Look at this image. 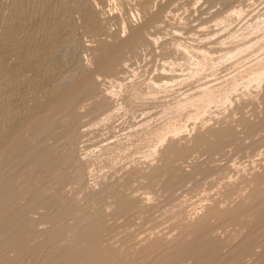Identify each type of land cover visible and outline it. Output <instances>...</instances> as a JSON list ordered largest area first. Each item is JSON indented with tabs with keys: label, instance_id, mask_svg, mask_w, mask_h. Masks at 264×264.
Here are the masks:
<instances>
[{
	"label": "rangeland",
	"instance_id": "rangeland-1",
	"mask_svg": "<svg viewBox=\"0 0 264 264\" xmlns=\"http://www.w3.org/2000/svg\"><path fill=\"white\" fill-rule=\"evenodd\" d=\"M28 1L0 0V264H264V0Z\"/></svg>",
	"mask_w": 264,
	"mask_h": 264
},
{
	"label": "bare ground",
	"instance_id": "bare-ground-1",
	"mask_svg": "<svg viewBox=\"0 0 264 264\" xmlns=\"http://www.w3.org/2000/svg\"><path fill=\"white\" fill-rule=\"evenodd\" d=\"M29 1H30V0H29ZM29 1H28V3H29ZM33 1H34V0H33ZM38 1H41V0H38ZM44 1H45V0H44ZM44 1H42V2L44 3L43 6L45 5V2H44ZM47 1H48V0H47ZM51 1H52V0H51ZM25 2H26V1H25ZM35 2H36V1H34V3H35ZM42 2H41V4H42ZM31 3H32V2H31ZM26 4H27V3H26ZM15 5H16V3H15ZM15 5H14V8H15ZM21 5H22V4H21ZM34 5H35V4H34ZM34 5H33V7H35ZM38 5H39V4H37L36 6H38ZM12 6H13V5H12ZM30 7H31V6H30ZM33 7H31L32 10H33ZM12 8H13V7H12ZM23 8H24V10H25V7H23ZM37 8H38V7H36V10H35V11H37ZM16 9H17V8H16ZM26 9H27V7H26ZM31 9H30V10H31ZM38 9H39V8H38ZM232 9H233V8H232ZM28 10H29V9H28ZM41 10H42V9H41ZM53 10H55V9H53ZM241 10H242V9H241ZM14 11H15V10H14ZM230 11H231V10H230ZM232 11H233L232 13H237V12H238V9H234V10H232ZM11 12H12V10H11ZM21 12H22V10H21ZM21 12L19 11V13H21ZM29 12H30V11H29ZM37 12H38V11H37ZM240 12H241V11H240ZM240 12H239V13H240ZM23 13H26V11H23ZM38 13H39V12H38ZM53 13H54V12H53ZM239 13H238V16H239ZM12 14H18V13H12ZM26 14H28V13H26ZM34 14H35V13H34ZM49 14H50V13H49ZM55 14H56V13H55ZM28 15H29V14H28ZM30 15H31V14H30ZM51 15H52V14H51ZM13 16H14V15H13ZM17 16H18V15H16L15 20H17ZM33 16H34V15H33ZM36 16H37V15H36ZM39 16H40V15H39ZM49 16H50V15H49ZM53 16H54V14H53ZM56 16H57V15H56ZM229 16H230V15H229ZM236 16H237V15H236ZM18 17H19L21 20H23V18H24V16H22V15H21V16H18ZM29 17H30V16H28V19H29ZM25 18H26V17H25ZM41 18H42V17H41ZM44 18H45V16H44ZM44 18H43V19H44ZM46 18H47V17H46ZM223 18H224V17H223ZM225 18H226V16H225ZM12 19H13V17H12ZM18 20H19V19H18ZM26 20H27V19H26ZM47 20H48V18H47ZM47 20H46V21H47ZM220 20H221V19H220ZM19 21H20V20H19ZM24 21H25V19H24ZM24 21H20V22H21V25H20V26L22 27V29L25 28V26H24ZM29 21H30V20H29ZM40 21H41V20H40ZM44 21H45V20H44ZM44 21H43V22H44ZM49 21L51 22V20H49ZM49 21H47V22H49ZM263 21H264V20H263ZM38 22H39V21H38ZM43 22H42V24H43ZM47 22H46V24H47V26H48V23H47ZM224 22H226V21H224ZM224 22H223V23H224ZM257 22H258V20H257ZM34 23H35V22H34ZM51 23H52V22H51ZM0 24H1V23H0ZM27 24H29V23L27 22ZM39 24H40V23H39ZM46 24H45V25H46ZM49 24H50V23H49ZM256 24H257V23H256ZM29 25H30V24H29ZM50 25H51V24H50ZM253 25H254V24H253ZM41 26H42V25H41ZM257 26H258V25H257ZM255 27H256V26H255ZM27 28H28V27H27ZM27 28H25V29H27ZM44 28H45V27H44ZM51 28H52V27H51ZM2 29H3V28H2ZM37 29H38V28H37ZM39 29H40V28H39ZM39 29H38V30H39ZM4 30H7V29L5 28ZM4 30H3V31H4ZM32 30H33V29H32ZM41 30H42V29H41ZM41 30H40V31H41ZM44 30H45V29H44ZM51 30H53V28H52ZM1 31H2V30H1ZM1 31H0V32H1ZM30 31H31V30H30ZM30 31H29V30L26 31V33H25L23 36L19 34V36H21V37H19V36L16 37V35H15L16 33L14 34L12 31H11V32H7V34H6V35H8L7 38H8V39L10 38V39H12V41H15V42H14L15 44L13 45V43H12V45H13V46H18V49H19V51L17 50V51H18V54H19V53H22V54L24 53V54H25V53H27V52H33V51L36 50V48H35V46H34V45H35L34 42H35L36 40L33 41V38H32V36H34V38H35V34H34L32 31H31V32H30ZM33 31H34V30H33ZM42 31H43V30H42ZM48 31H50V30L48 29ZM53 31H54V30H53ZM254 31H255V29H254ZM260 31H261V30H260ZM4 32H6V31H4ZM36 32H37V31H36ZM36 32H35V33H36ZM46 32H47V31H46ZM51 32H52V31H51ZM51 32H49V33H51ZM54 32H55V31H54ZM21 33H23V32H21ZM43 33L46 34L45 31H43ZM49 33H47V35H48ZM0 34H1V33H0ZM38 34H39V33H38ZM144 34H145V33H144ZM36 35H37V34H36ZM47 35H46V36H47ZM49 35H50V34H49ZM49 35H48V36H49ZM51 35H52V33H51ZM51 35H50V36H51ZM39 36H41V35L39 34ZM43 37H45V36H43ZM243 37H244V36H243ZM36 38H37V37H36ZM41 38H42V37H41ZM47 38H48V37H47ZM0 39H1V38H0ZM43 40H45V39H43ZM4 41H5V40H4ZM4 41H2V42H4ZM36 42H37V41H36ZM38 43L42 44L43 42L41 41V42H38ZM46 43H47V42H46ZM1 44H2V43H1ZM39 46H40V45H39ZM178 47H179V46H178ZM1 48H2V47H1ZM14 48H15V47H14ZM16 48H17V47H16ZM37 48H38V47H37ZM41 48H42V47H41ZM5 49H6V48H5ZM11 49H12V48H11ZM186 49H187V48H186ZM1 50H2V49H1ZM182 50H183V48H182ZM187 50H188V49H187ZM189 50H190V49H189ZM191 50H192V49H191ZM239 50H240V48H239ZM13 51H14V50H13ZM243 51H244V50H243ZM200 52H201V51H200ZM232 52H233V51H232ZM202 53H203V52H202ZM202 53H201V54H202ZM2 54H3V53H2ZM2 54H1V55H2ZM7 54H8V53H7ZM18 54H17V55H18ZM31 54H32V53H30V55H31ZM41 54H42V53H41ZM185 54H186V53H185ZM197 54H198V53H197ZM206 54H207V53H206ZM227 54H228V53H227ZM230 54H232V53H230ZM230 54H229V55H230ZM25 55H27V54H25ZM37 55H38V54H37ZM183 55H184V54H183ZM186 55H187V54H186ZM199 55H200V54H199ZM5 56H6V55H5ZM7 56H8V55H7ZM42 56H43V55H42ZM45 56H46V55H45ZM195 56H196V55H195ZM202 56H203V54H202ZM204 56H205V55H204ZM230 56H231V55H230ZM234 56H235V55H234ZM1 57H2V56H1ZM3 57H4V56H3ZM186 57H187V56H186ZM206 57H207V56H206ZM221 57H222V56H221ZM262 57H264V56H262ZM262 57H261V58H262ZM9 58H10V57H9ZM9 58H8V59H9ZM193 58H194V57H193ZM209 58H210V57H209ZM224 58H225V57H224ZM229 58H230V57H229ZM5 59H6V58H5ZM225 59H226V58H225ZM1 60H2V58H1ZM3 60H4V59H3ZM3 60L1 61V63L4 62ZM13 60H14V59H13ZM23 60H24V59H23ZM29 60H30V59H29ZM43 60H44V59H43ZM18 61H19V60H18ZM18 61H17V62H18ZM25 61H26V60H25ZM187 61H188V60H187ZM191 61H192V60H191ZM261 61H262V60H261ZM261 61H258V62L260 63ZM20 62H21V61H20ZM184 62H185V61H184ZM258 62H256V63L258 64ZM4 63H5V62H4ZM4 63H3V64H4ZM18 63H19V62H18ZM21 63H22V62H21ZM106 63H107L108 65L110 64L108 58H107V60H106ZM188 63H189V62H188ZM193 63H194V62H193ZM262 63H263V62H262ZM3 64H2V65H3ZM6 64H7V63H5L4 65H6ZM170 64H171V63H170ZM194 64H195V63H194ZM204 64H205V63H204ZM206 64H208V63H206ZM263 64H264V63H263ZM11 65H12V64H11ZM18 65H20V63H19ZM199 65H200V64H199ZM260 65H261V63H260ZM16 66H17V65H16ZM212 66H213V65H212ZM257 66H258V68H259V64H258ZM4 67H5V66H4ZM4 67H3V68H4ZM17 67H19V66H17ZM171 67H172V66H171ZM191 67H192V66H191ZM191 67H190V68H191ZM196 67H198V66H196ZM196 67H195V68H196ZM199 67H200V66H199ZM248 67H251V66H248ZM254 67H255V65H254ZM260 67H261V66H260ZM5 68H6V67H5ZM5 68H4V69H5ZM169 68H170V67H169ZM195 68H194V69H195ZM246 68H247V67H246ZM251 68H252V67H251ZM251 68H250V70H251ZM255 68H256V67H255ZM170 69H171V68H170ZM201 69H202V68H201ZM247 69H249V68H247ZM247 69H246V70H247ZM256 69H257V68H256ZM1 70H2V69H1ZM1 70H0V74L2 75L3 72L1 73ZM50 70H51V69H50ZM196 70H197V69H196ZM196 70H195V71H196ZM212 70H213V69H212ZM250 70H249V71H250ZM17 71H18V70H17ZM195 71H192V72L195 73ZM243 71H244V70H242V72H243ZM247 71H248V70H247ZM249 71H248V72H249ZM4 72H6V71H4ZM13 72H14V71H13ZM47 72H48V71H47ZM199 72H200V71H199ZM248 72H247V73L244 72V73L248 75ZM250 72H251V73H250ZM250 72H249V73L251 74V77L248 78L250 75H249L248 77H246V78L249 79V82H256V83H258L260 80H263V78H264V66L262 67V69H258V70H253V69H252ZM20 74H21V73H20ZM22 74H23V73H22ZM197 74H198V71H197ZM238 74H241V72L237 73V75H238ZM242 74H243V73H242ZM242 74H241V75H242ZM1 75H0V76H1ZM16 75H17V74H16ZM18 75H19V73H18ZM23 75H24V74H23ZM189 75H190V74H189ZM191 75H192V74H191ZM194 75H195V74H194ZM4 76H5V74H4ZM242 76H243V75H242ZM1 77H2V76H1ZM1 77H0V79H1ZM5 77H6V76H5ZM5 77H2V78H5ZM19 77H20V76H19ZM19 77H17V78H19ZM190 77H191V76H190ZM232 77H233V76H232ZM239 77H240V76H239ZM17 78H16V79H17ZM233 78H234V77H233ZM241 78H242V77H241ZM21 79L23 80V78H21ZM24 79H25V77H24ZM26 79H27V77H26ZM234 79H235V78H234ZM234 79H232V80L234 81ZM244 79H245V78L242 79V82H241L242 84H244V83H243ZM3 80H4V79H3ZM10 80H11V79H10ZM18 80H19V79H18ZM13 81H14V80H13ZM24 81H25V80H24ZM235 81H236V80H235ZM240 81H241V80H240ZM240 81H239V82H235V83H236V84H237V83L240 84ZM2 82H3V81H2ZM2 82H1V83H2ZM7 82H8V81H7ZM11 82H12V81H11ZM231 82H232V81H231ZM3 83H4V86H5V82H3ZM21 83H22V82H21ZM21 83L19 84V82H16V84H15V83H14V84L17 86V84L21 85ZM24 83H25V82H24ZM235 83H234V86H236ZM246 83H247V82H246ZM246 83H245V84H246ZM8 84H9V83H8ZM8 84H7V85H8ZM14 84H11V85L14 87ZM251 84H252V83H251ZM259 84H260V82H259ZM26 85H27V84H26ZM118 85H120V83H119ZM165 85H166V84H165ZM246 85H247V84H246ZM248 85H249V84H248ZM4 86H3V87H4ZM116 86H117V85H116ZM158 86H159V85H158ZM232 86H233V84H232ZM242 86H244V85H242ZM1 87H2V86H1ZM1 87H0V88H1ZM8 87H9V89H10V85L7 86V88H8ZM13 87H12V88H13ZM118 87H119V86H118ZM207 87H208V86H207ZM245 87H246V86H245ZM247 87H248V86H247ZM16 88H18V86H17ZM157 88H158V87H157ZM217 88H219V87H217ZM231 88H232V87H231ZM18 89H19V88H18ZM18 89H17V90H18ZM202 89H203V88H202ZM204 89H205V87H204ZM209 89H210V91H207V92L203 93V96H202V95H201V96L198 95V96H200V98H202V100H203V102H201L202 104L205 103V105H209L210 102H212V101L214 102V100H215V98L213 97V95H212V93H211V88H209ZM229 89H230V87H229ZM232 89H233V88H232ZM21 90H22V89H21ZM27 90H28V89H27ZM206 90H208V89H206ZM213 90H214V88H213ZM227 90H228V89H227ZM4 91H5V90H4ZM204 91H205V90H204ZM204 91H202V92H204ZM215 91H216V90H215ZM1 92H2V91H1ZM1 92H0V93H1ZM11 92H12V91H11ZM11 92H9V93H11ZM16 92H17V91H16ZM218 92H219V91H218ZM221 92H222V90H221ZM225 92H226V91H225ZM225 92H224V93H225ZM5 93H6V92H5ZM7 93H8V92H7ZM12 93H13V92H12ZM17 93H18V92H17ZM17 93H16V95H17ZM42 93H43V92H42ZM111 93H112V92H111ZM216 93H217V92H216ZM219 93H220V92H219ZM219 93H217V94L219 95ZM227 93H228V91H227ZM227 93L224 94L223 96L220 95V97H222V98H220V97L216 94V95H217L216 99L219 97L220 99H222V100H224V101L226 102V100L228 99V98H227ZM1 94H4V93L2 92ZM1 94H0V95H1ZM14 94H15V93H14ZM151 94H152V93H151ZM155 94H156V93H155ZM4 95H5V94H4ZM4 95H1V97H2V96H3V97L6 96V95H5V96H4ZM34 95H35V94H34ZM42 95H43V94H42ZM42 95H41V96H42ZM12 96H13V95H12ZM41 96H39V97H41ZM198 96H196V99H197ZM214 96H215V95H214ZM6 97H7V96H6ZM9 97H11V96H9ZM13 97H14V96H13ZM39 97H38V98H39ZM22 98H23V97H22ZM45 98H46V96H45ZM192 98H193V97H192ZM198 98H199V97H198ZM219 98H218V99H219ZM5 99H6V98H5ZM10 99H11V98H10ZM218 99H217V101H218ZM18 100H19V99H18ZM54 100H55V99H54ZM189 100H190V99H189ZM189 100H188V101H189ZM199 100H200V99H198L197 102H199ZM2 101H3V99L1 100V102H2ZM194 101H195V100H193L192 103H193ZM200 101H201V100H200ZM224 101H220V102L223 103ZM1 102H0V103H1ZM4 102H5V101H4ZM51 102H52V101H51ZM53 102H54V101H53ZM182 102H184V101H182ZM186 102H187V100H186ZM186 102H184V103H186ZM197 102H196V103H197ZM5 103H6V102H5ZM5 103H3V105H5ZM11 103H12V102H11ZM176 103H177V104H180L181 102H180V103H179V102H176ZM188 103H189V102H188ZM188 103H187V104H188ZM194 103H195V102H194ZM196 103H195V104H196ZM7 104H8V103H7ZM7 104H6V105H7ZM22 104H23V103H22ZM181 104H183V103H181ZM190 104H191V102H190ZM190 104H189V105H190ZM198 104H199V103H198ZM202 104H201V105H202ZM219 104H220V103H219ZM48 105H49V104H48ZM205 105H204V107H205ZM10 106H11V105H10ZM15 106H16V104H15ZM174 106H175V105H174ZM177 106H179V105H177ZM182 106H183V105H182ZM187 106H188V105H187ZM0 107H1V106H0ZM4 107H5V106H4ZM8 107H9V106H8ZM48 107H49V106H48ZM179 107H180V106H179ZM179 107H178V108H179ZM196 107H198V106H196ZM199 107H200V105H199ZM6 108H7V107H6ZM26 108H27V107H26ZM194 108H195V107H194ZM202 108H203V106H202ZM4 109H5V108H4ZM11 109H12V108H11ZM198 109H200V108H198ZM198 109L196 110L197 112H199V111L201 110V109H200V110H198ZM203 109H204V108H203ZM203 109H202V110H203ZM207 109H208V108H207ZM2 110H3V109H2ZM5 110H6V109H5ZM12 110H13V109H12ZM14 110H15V109H14ZM42 110H43V109H42ZM205 110H206V109H205ZM196 111H194V112H196ZM1 112H2V111H1ZM6 112H9V111H6ZM6 112H5V113H6ZM10 112H11V111H10ZM10 112H9V113H10ZM36 112H37V111H36ZM177 112H178V111H177ZM197 112H196V115H200V114H198ZM13 113H14V112H13ZM38 113H39V112H38ZM192 113H193V112H192ZM192 113H191V114H188V115L191 116ZM201 113H203V112H201ZM10 114H11V113H10ZM10 114H9V115H10ZM40 114H42V113H40ZM14 115H15V113H14ZM37 115H38V114H37ZM196 115L193 114V117L196 116ZM201 115H203V114H201ZM6 116H8V115H6ZM33 116H34V115H33ZM35 116H36V115H35ZM190 116H188V118H191ZM8 117H9V116H8ZM8 117H7V118H8ZM27 117H28V116H27ZM7 118H6V119H7ZM31 118H32V117H31ZM4 119H5V118H4ZM8 119H11V118H8ZM8 119H7V120H8ZM7 120H6V121H7ZM11 120H12V119H11ZM194 120H196V117H195ZM8 121H10V120H8ZM15 121H16V120H15ZM185 121H186V120H185ZM26 122H27V121H26ZM169 122H170V121H169ZM4 123H6V122H4ZM8 123H9V122H8ZM184 124H185V123H184ZM166 125H167V126H166ZM166 125H164V127H165V126L168 127V124H166ZM173 125H174V124H173ZM176 125H177V124H176ZM170 126H172V125H170V123H169V127H170ZM179 126H181V125H179ZM179 126H178V127H179ZM182 126H183V125H182ZM164 127L162 126V129H163ZM166 127H165L164 129H166ZM169 127H168V128H169ZM172 127H173V126H172ZM172 127H171V128H172ZM176 127H177V126H176ZM176 127H174V128L171 129V130H169V129L167 128L168 131H172V132L174 133V134H173L172 132H170V134L172 133L173 136L176 135L177 133H179V131H181L179 128H176ZM20 128H21V127H20ZM182 128H183V127H182ZM17 129H18V128H17ZM36 129H37V128H36ZM160 130H161V129H160ZM165 131H167V130H165ZM225 132H226V130H225ZM157 133H159V131H158ZM157 133H156V135L158 136ZM160 133H162V131H161ZM160 133H159V134H160ZM165 133H166V132H165ZM1 134H2V133H1ZM168 134H169V132H168ZM170 134H169V135H170ZM172 134H171V135H172ZM179 134H180V133H179ZM214 134H215V133H214ZM166 135H167V133H166ZM177 135H178V134H177ZM1 136H2V135H1ZM1 136H0V137H1ZM161 136H162V138H161V140H162V139L164 138L163 136H165V134H163V135H161ZM2 137H3V136H2ZM6 137H7V136H6ZM6 137H5V138H6ZM11 137H12V136H11ZM159 137H160V136H159ZM165 137H166V136H165ZM7 138H8V137H7ZM7 138H6L5 140H7ZM2 139H4V138H0V149H1V148L5 145V143H6L5 140L1 141ZM158 139H159V138H158ZM7 141H8V140H7ZM163 141H164V140H163ZM14 142H15V141H14ZM158 142H159V141H158ZM157 144H159V143H157ZM156 146H157V145H156ZM155 149H156V148H155ZM146 154H147V153H146ZM153 155H154V154H153ZM3 194H4V193L2 192V188L0 187V195H3ZM200 236H201V235H200ZM242 240H243V239H242ZM102 242H103V241H102ZM102 242H101V243H102ZM240 242H241V241H240ZM99 243H100V242H99ZM98 245H100V244H98ZM98 245H97V244L95 245V249L100 253V252H101V249H100V247H99ZM102 246H103V244H102ZM103 247H104V246H103ZM93 248H94V247H93ZM101 248H102V247H101ZM102 249H103V248H102ZM157 249H158V248H157ZM103 251H104V250H103ZM227 251H228V250H227ZM109 252H110V251H109ZM92 253H93V252H92ZM97 257H98V256H97ZM114 260H115V258H114ZM103 261H104V260H103ZM118 261H119V259H118Z\"/></svg>",
	"mask_w": 264,
	"mask_h": 264
}]
</instances>
